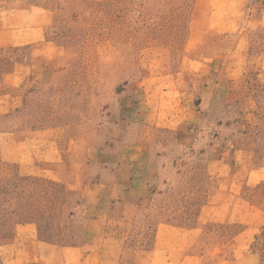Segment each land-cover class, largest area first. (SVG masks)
<instances>
[{"label":"rangeland","instance_id":"374dc122","mask_svg":"<svg viewBox=\"0 0 264 264\" xmlns=\"http://www.w3.org/2000/svg\"><path fill=\"white\" fill-rule=\"evenodd\" d=\"M260 172L264 0H0V264H264Z\"/></svg>","mask_w":264,"mask_h":264},{"label":"crops","instance_id":"0c3cea01","mask_svg":"<svg viewBox=\"0 0 264 264\" xmlns=\"http://www.w3.org/2000/svg\"><path fill=\"white\" fill-rule=\"evenodd\" d=\"M235 5L237 6L238 4L235 3ZM212 9L210 18H215L223 27H233L237 24V17L228 16V12L224 9L215 7ZM251 26L252 24L248 25L250 28ZM257 175L260 180L264 179V173L260 172ZM83 206L87 208L86 205L83 204ZM104 225L105 219L102 216L86 221L85 228L88 227L89 229L86 238L89 239L84 240L80 245L47 243L32 238L31 240L34 239L33 241H35V251L26 254L33 261L40 260L44 264H109L111 261L118 259L120 241L116 238H106L104 235ZM26 254L25 256H27Z\"/></svg>","mask_w":264,"mask_h":264}]
</instances>
